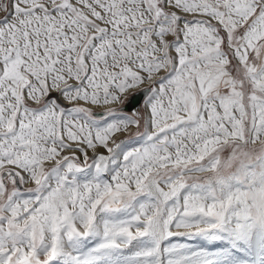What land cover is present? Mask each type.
Here are the masks:
<instances>
[{
	"label": "snow or ice",
	"instance_id": "6c2138e0",
	"mask_svg": "<svg viewBox=\"0 0 264 264\" xmlns=\"http://www.w3.org/2000/svg\"><path fill=\"white\" fill-rule=\"evenodd\" d=\"M0 264H264V0H0Z\"/></svg>",
	"mask_w": 264,
	"mask_h": 264
},
{
	"label": "rangeland",
	"instance_id": "374dc122",
	"mask_svg": "<svg viewBox=\"0 0 264 264\" xmlns=\"http://www.w3.org/2000/svg\"><path fill=\"white\" fill-rule=\"evenodd\" d=\"M222 171H225V170L222 169ZM225 174H226V171H225ZM205 175H211V173H206Z\"/></svg>",
	"mask_w": 264,
	"mask_h": 264
}]
</instances>
